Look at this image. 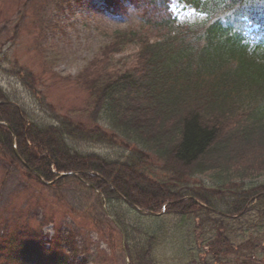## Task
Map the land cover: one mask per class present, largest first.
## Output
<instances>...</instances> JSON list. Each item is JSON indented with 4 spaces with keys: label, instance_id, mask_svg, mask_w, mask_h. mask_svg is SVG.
Masks as SVG:
<instances>
[{
    "label": "trees",
    "instance_id": "1",
    "mask_svg": "<svg viewBox=\"0 0 264 264\" xmlns=\"http://www.w3.org/2000/svg\"><path fill=\"white\" fill-rule=\"evenodd\" d=\"M37 1L24 0L17 16ZM123 1L141 24L107 34L79 72L76 84L87 94L82 109L57 112L36 74L16 61L3 70L51 123L37 122L0 85V160L26 183L25 206L73 181L97 194L107 233L120 232L129 264H156L160 231L139 229L117 203L150 213L164 208L158 221L192 220L204 236L202 264H264V182H245L264 172V0H189L204 15L193 24L178 23L168 0H106L126 10ZM243 19L263 33L254 46L244 41ZM18 30L19 22L11 43ZM132 46L128 58H116ZM80 144L107 152L86 153ZM67 173L81 175L57 179ZM206 175L212 185L198 180ZM89 227L104 237L97 218ZM30 236L16 228L0 235V264H71L58 234L48 249L40 233Z\"/></svg>",
    "mask_w": 264,
    "mask_h": 264
},
{
    "label": "rangeland",
    "instance_id": "2",
    "mask_svg": "<svg viewBox=\"0 0 264 264\" xmlns=\"http://www.w3.org/2000/svg\"><path fill=\"white\" fill-rule=\"evenodd\" d=\"M23 1H0V85L37 122L49 124L51 121L39 111L16 78L6 75L3 70H10L16 61L36 74L39 90L57 112L66 114L68 109H82L87 94L76 84L77 75L96 56L107 34L128 28L136 30L141 24L140 15L129 1H123L122 6L126 8L123 10L107 5L106 0H81L79 3L74 0H38V6L33 8L30 5L21 11L19 17L15 16ZM169 6L179 23L190 24L203 19V15L189 8L185 0H169ZM18 22V36L11 43L8 39ZM135 50L136 47H129L116 58H128ZM78 146L86 153L103 155L107 152L97 146ZM198 180L206 185L214 182L210 175L198 177ZM245 182L248 185L264 182V172ZM25 187L19 171L0 160L1 236H6L11 228H16L17 233L26 239L38 232L42 248L48 249L58 234L61 248L66 249L71 264H79L80 261L83 264H128L120 232L113 230L107 233L105 211L102 210L105 206L101 209L100 198L87 186L69 182L57 194L52 191L43 193L39 204L28 206H25L28 203L24 198ZM36 196L38 194H33L31 198ZM115 206L122 214L125 213L127 221L137 220L139 229L154 232L153 229L157 228L160 231L153 250L156 264L203 263L199 255L202 256L204 236L193 231L192 220L167 217L158 221L155 218L159 217L136 213L119 203ZM68 209L85 217V220L78 216L80 220H75ZM51 215V221L46 222ZM92 218L102 222L104 237H99L89 227ZM143 239L142 236L138 239L137 235L136 241L141 243Z\"/></svg>",
    "mask_w": 264,
    "mask_h": 264
},
{
    "label": "water",
    "instance_id": "3",
    "mask_svg": "<svg viewBox=\"0 0 264 264\" xmlns=\"http://www.w3.org/2000/svg\"><path fill=\"white\" fill-rule=\"evenodd\" d=\"M75 176H77L75 173L61 175V177H75ZM149 215L155 216V214L152 213H150Z\"/></svg>",
    "mask_w": 264,
    "mask_h": 264
}]
</instances>
